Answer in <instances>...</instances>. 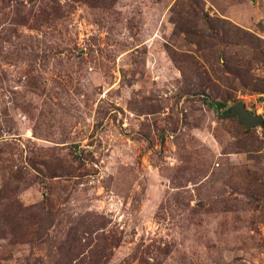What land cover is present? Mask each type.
Here are the masks:
<instances>
[{"label":"rangeland","instance_id":"rangeland-1","mask_svg":"<svg viewBox=\"0 0 264 264\" xmlns=\"http://www.w3.org/2000/svg\"><path fill=\"white\" fill-rule=\"evenodd\" d=\"M0 264H264V0H0Z\"/></svg>","mask_w":264,"mask_h":264},{"label":"trees","instance_id":"trees-1","mask_svg":"<svg viewBox=\"0 0 264 264\" xmlns=\"http://www.w3.org/2000/svg\"><path fill=\"white\" fill-rule=\"evenodd\" d=\"M211 106L217 108L218 110H222V116L225 118H236L238 123L241 124L246 131L263 125L261 124L260 117L249 113L242 104L228 106L224 103L215 102Z\"/></svg>","mask_w":264,"mask_h":264}]
</instances>
